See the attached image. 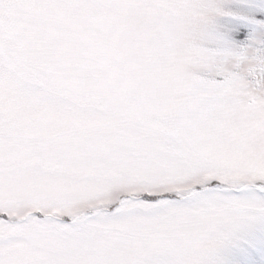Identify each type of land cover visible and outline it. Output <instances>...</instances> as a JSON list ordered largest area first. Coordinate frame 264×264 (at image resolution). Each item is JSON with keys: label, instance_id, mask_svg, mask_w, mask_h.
<instances>
[{"label": "snow or ice", "instance_id": "6c2138e0", "mask_svg": "<svg viewBox=\"0 0 264 264\" xmlns=\"http://www.w3.org/2000/svg\"><path fill=\"white\" fill-rule=\"evenodd\" d=\"M0 264H264V0H0Z\"/></svg>", "mask_w": 264, "mask_h": 264}]
</instances>
